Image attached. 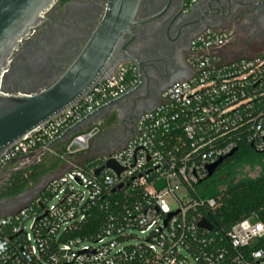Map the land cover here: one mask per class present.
<instances>
[{
	"label": "built area",
	"instance_id": "2783aa9c",
	"mask_svg": "<svg viewBox=\"0 0 264 264\" xmlns=\"http://www.w3.org/2000/svg\"><path fill=\"white\" fill-rule=\"evenodd\" d=\"M255 1L264 6V0ZM205 3L222 6L225 0ZM231 37V30L202 29L192 40L186 77L172 82L158 103L139 115L119 149L84 165L69 162L43 187L54 202L47 200L40 211L33 208L41 200L36 195L31 205L0 214V264H264V223L249 216L228 229L215 228L205 215L215 198L198 191L207 166L237 149L240 136L255 150L264 149V52L225 59L219 50ZM136 83L127 66L99 79L71 107L5 151L0 170L49 150L47 143L65 128ZM85 134L76 136L83 149ZM109 159L119 173L101 168ZM120 191L129 192V208L106 214L95 232L74 233L89 219L92 205ZM168 213L174 214L164 223ZM202 218L210 230L198 227ZM128 240L133 243L126 245Z\"/></svg>",
	"mask_w": 264,
	"mask_h": 264
},
{
	"label": "flooded vegetation",
	"instance_id": "af4514ba",
	"mask_svg": "<svg viewBox=\"0 0 264 264\" xmlns=\"http://www.w3.org/2000/svg\"><path fill=\"white\" fill-rule=\"evenodd\" d=\"M105 5L106 0H57L14 51L2 89L37 91L51 84L78 56ZM134 19L139 22L123 36L106 73L127 66L139 87L118 103L116 137L96 143L94 152L121 147L134 133L139 115L153 108L172 82L186 77L192 40L205 27L231 30L232 37L219 50L228 59L248 55L252 49L232 48L236 36L256 34L257 41L264 43V6L255 0H225L222 6H207L205 0L191 5L187 0H140Z\"/></svg>",
	"mask_w": 264,
	"mask_h": 264
},
{
	"label": "water",
	"instance_id": "95a60500",
	"mask_svg": "<svg viewBox=\"0 0 264 264\" xmlns=\"http://www.w3.org/2000/svg\"><path fill=\"white\" fill-rule=\"evenodd\" d=\"M56 1L0 0V157L26 134L47 123L80 100L99 79L108 76L110 73H106L107 65L115 56L123 36L139 22L134 19V15L140 0H106L104 14L86 44L78 56L51 84L37 91L10 92L2 89V79L8 70L14 51L42 21L43 13ZM138 87L139 84L118 98L105 102L73 125L65 128L56 138L47 143V147L51 148L58 143L65 142L69 152L85 148V143L78 142L75 134L86 130L84 126L87 123L95 120L100 113L130 97ZM95 130L96 128L87 132L85 138L90 137ZM235 151V148L232 149L215 163L207 166V178L211 177L224 159L232 156ZM103 167L111 168L116 173L121 171L112 159L107 160L101 168ZM65 171L45 174L36 185L41 189L47 182ZM98 171L99 169L96 173ZM161 186L157 184L158 189ZM119 187L121 184L116 188ZM25 191L26 189L16 197L22 196ZM13 198L15 197L4 200ZM173 214L168 213L164 223ZM258 216L264 220V208L258 212ZM197 225L199 228L208 230L212 228L205 218H202Z\"/></svg>",
	"mask_w": 264,
	"mask_h": 264
},
{
	"label": "trees",
	"instance_id": "16d2710c",
	"mask_svg": "<svg viewBox=\"0 0 264 264\" xmlns=\"http://www.w3.org/2000/svg\"><path fill=\"white\" fill-rule=\"evenodd\" d=\"M254 107L252 106L248 111H251ZM110 117V119H114V115H110ZM238 139L237 149L234 154L227 157L218 166L214 175L206 178L202 184V190H198L199 194L203 197L215 198L216 205L205 214L215 228L228 229L236 221L249 216L254 217L256 220H261L258 212L264 208V149L261 151L255 150L245 140L244 136H240ZM70 153L73 152L68 151L67 143L65 142L59 143L58 146H53L49 150L40 151L38 159L33 160L24 168L12 171L6 178L0 181V201L16 197L29 186L38 184L45 174L53 173L62 165L72 162L73 158L71 159L68 156ZM89 159L80 160L81 162H78L77 159V163H72L84 165ZM243 165H249L250 167L258 165L260 173L253 178H240L234 183H229L222 190L215 188L206 189L205 186L208 185L207 181L217 173L225 171L228 173L229 178H231L236 173V170L243 167ZM50 196L51 193L46 188L39 189L37 197L41 200L39 204L33 205V208L36 211H40ZM130 201L129 192L124 193L120 191L106 195L86 211L89 219L78 226L74 233L81 235L95 232L106 214L125 211L129 208ZM28 204L31 205L32 203ZM261 221L264 223V220Z\"/></svg>",
	"mask_w": 264,
	"mask_h": 264
},
{
	"label": "rangeland",
	"instance_id": "374dc122",
	"mask_svg": "<svg viewBox=\"0 0 264 264\" xmlns=\"http://www.w3.org/2000/svg\"><path fill=\"white\" fill-rule=\"evenodd\" d=\"M258 36L256 34H251L247 38H242L241 36H236L234 37V46L235 47H240V46H250L252 49L249 50L250 54L247 53L248 55H255V54H260L264 52V43L257 41ZM252 51V52H251ZM117 106H114L110 110L104 112L103 114H100L98 116V121L92 124L87 125L88 129L84 133H87L89 131H93L95 128L96 130L93 132V135L88 138L87 144H86V149H83L81 151H76L73 153H70L68 156L69 158H75L76 160L78 159V162H81L82 158H79L81 155L83 157L85 156H98L102 154H107L113 151H116L120 147H115L112 151L110 152H94L93 148L96 143L99 142H104L106 140H109L111 138L116 137L117 135V129H118V122H117ZM110 115H114V119H110ZM110 117V118H109ZM37 156V152L34 153L32 157H23L15 160L14 162H10L9 164L6 165L1 171H0V181L6 178L12 171H15L16 169L19 168H24L26 167L32 160H34ZM260 173V167L258 165H255L253 167H250L249 165H243V167L238 168L236 170V173L234 176L229 178L228 173L225 171L217 173L215 176H213L211 179L207 181V184L205 187L206 189L208 188H215L217 190H222L228 186L229 183H234L238 179L243 178V177H256ZM39 187L37 185H32L27 188V193L23 194L20 198L17 197L18 199H12L10 201H7L5 204L0 206V214H8L10 212H13L17 210L19 207L24 206L31 202L33 198L38 194ZM54 200L50 199L47 201V205L53 203ZM28 220L26 221L25 225L28 224ZM135 234L138 235V237H142L143 235L140 234L138 231H135ZM133 240H128L126 244H132Z\"/></svg>",
	"mask_w": 264,
	"mask_h": 264
},
{
	"label": "crops",
	"instance_id": "0c3cea01",
	"mask_svg": "<svg viewBox=\"0 0 264 264\" xmlns=\"http://www.w3.org/2000/svg\"><path fill=\"white\" fill-rule=\"evenodd\" d=\"M223 56V55H222ZM223 58H225L224 56H223ZM225 59H228V58H225ZM96 121H98V117L95 119V120H93V121H91L90 123H87L85 126H84V129H86L87 128V125H89V124H92V126H93V123L94 122H96ZM88 129H86V130H84V131H80V132H78V133H76L75 135L77 136V135H79V134H83L85 131H87ZM61 143H63V142H61ZM57 146L59 145V143L58 144H56ZM55 145V146H56ZM79 151V150H78ZM35 152H37V156H36V158L34 159V160H36V159H38L39 158V154H40V151H35ZM34 152V153H35ZM34 153H32L31 155H27V156H25V157H32L33 155H34ZM91 156H85V157H83L82 155L79 157V158H82V160H87V159H89ZM21 158H23V157H21ZM74 160V161H73ZM73 160H71L72 162H76L77 160L75 159V158H73ZM81 160V161H82ZM15 161V160H14ZM14 161H12V162H14ZM33 161V160H32ZM77 163V162H76ZM67 168H68V164H66V165H62L57 171H55V172H53L52 174H57V173H59V172H62L63 170H67Z\"/></svg>",
	"mask_w": 264,
	"mask_h": 264
}]
</instances>
